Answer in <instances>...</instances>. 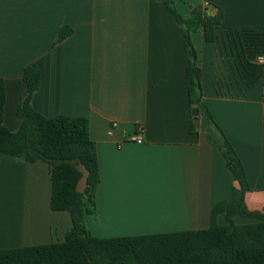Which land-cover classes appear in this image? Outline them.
Returning <instances> with one entry per match:
<instances>
[{
	"label": "crops",
	"instance_id": "1",
	"mask_svg": "<svg viewBox=\"0 0 264 264\" xmlns=\"http://www.w3.org/2000/svg\"><path fill=\"white\" fill-rule=\"evenodd\" d=\"M222 11L214 39L191 33L203 101L241 160L249 209L264 206V0H174ZM69 33L59 39L61 29ZM41 73L31 106L47 117H86L100 181L91 235L104 238L203 229L235 182L214 144L190 132L182 26L159 0H0L3 124L16 131L27 95L22 73ZM140 137L141 142L135 138ZM49 164L0 154V248L64 240L70 214L50 209ZM254 218L235 217L238 223ZM218 223H224L222 214ZM93 229H90V228ZM109 228L97 235V228ZM115 230V231H113Z\"/></svg>",
	"mask_w": 264,
	"mask_h": 264
},
{
	"label": "trees",
	"instance_id": "2",
	"mask_svg": "<svg viewBox=\"0 0 264 264\" xmlns=\"http://www.w3.org/2000/svg\"><path fill=\"white\" fill-rule=\"evenodd\" d=\"M159 1L182 26L188 59L190 113L197 108L207 118L204 133L220 151L235 182L231 196L212 206L207 228L104 238L91 235L85 217L95 213L100 176L88 119L65 115L47 117L34 110L30 101L40 86L41 73L35 63H29L22 73L27 95L16 108L21 120L16 131H10L3 124L6 93L0 77V154L24 162L41 160L49 164L50 209L67 211L71 226L61 242L0 248V264H264V206L261 210L246 206L245 194L251 187L241 160L203 101L201 69L191 40V33L199 28L206 41L213 40L214 29L221 24L222 11L216 7L215 12L209 14L203 6L197 5L191 6L190 14L184 17L177 12L174 0ZM68 33V29H61L59 39ZM189 130L198 131L192 117ZM74 158L89 171L83 193L75 190L81 173L71 161ZM219 214L223 215L224 223L217 222ZM236 216L256 220L238 223Z\"/></svg>",
	"mask_w": 264,
	"mask_h": 264
},
{
	"label": "water",
	"instance_id": "3",
	"mask_svg": "<svg viewBox=\"0 0 264 264\" xmlns=\"http://www.w3.org/2000/svg\"><path fill=\"white\" fill-rule=\"evenodd\" d=\"M191 117H192L194 125L198 127L199 126V121H198L199 111L197 108H193L191 110ZM71 161L76 163L75 167L81 173V176L78 178L76 182L75 190L79 193H83L87 185V177H88L89 171L84 166V164L80 162L78 158H74Z\"/></svg>",
	"mask_w": 264,
	"mask_h": 264
},
{
	"label": "built area",
	"instance_id": "4",
	"mask_svg": "<svg viewBox=\"0 0 264 264\" xmlns=\"http://www.w3.org/2000/svg\"><path fill=\"white\" fill-rule=\"evenodd\" d=\"M254 60L257 64L261 65L262 67H264V52H261V53H257L255 54L254 56ZM135 140L137 142H141V139L140 137H137L135 138Z\"/></svg>",
	"mask_w": 264,
	"mask_h": 264
},
{
	"label": "rangeland",
	"instance_id": "5",
	"mask_svg": "<svg viewBox=\"0 0 264 264\" xmlns=\"http://www.w3.org/2000/svg\"><path fill=\"white\" fill-rule=\"evenodd\" d=\"M86 223V222H85ZM90 224H86L87 229L89 230V226ZM90 229H93L92 227ZM115 231V230H113ZM94 233L97 235H108V233H112L110 232L109 228H97L96 230H94Z\"/></svg>",
	"mask_w": 264,
	"mask_h": 264
}]
</instances>
